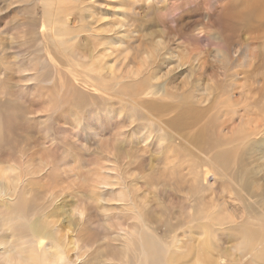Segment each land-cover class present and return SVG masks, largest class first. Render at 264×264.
<instances>
[{"label":"rangeland","instance_id":"obj_1","mask_svg":"<svg viewBox=\"0 0 264 264\" xmlns=\"http://www.w3.org/2000/svg\"><path fill=\"white\" fill-rule=\"evenodd\" d=\"M258 1L0 0V187L32 207L1 193V242L36 222L75 264H129L139 236L159 264H263ZM202 129L210 167L188 145Z\"/></svg>","mask_w":264,"mask_h":264},{"label":"bare ground","instance_id":"obj_2","mask_svg":"<svg viewBox=\"0 0 264 264\" xmlns=\"http://www.w3.org/2000/svg\"><path fill=\"white\" fill-rule=\"evenodd\" d=\"M254 3H255L254 5L257 8V10H258V8H263L264 7V1L263 2L258 1V3H256V2H254ZM56 12L57 11L54 10V13H56ZM252 12H253V10H252ZM258 12H259V10H258ZM251 15H252V17H250L251 20H252V18H255V19L257 18L256 15H254V14H251ZM246 20H247V18H246ZM52 31H54V34H55V29L54 30L52 29ZM255 94H257V93H255ZM244 98H246V96ZM229 100H230V98H229ZM144 105H147V104H144ZM153 108L156 110L158 107L153 106ZM149 110L151 111L152 109H149ZM169 123H171V122H169ZM172 125L173 126L175 125L176 127H178V124L176 123V120L175 119L172 120ZM173 126L171 128H173ZM256 127H258V126H256ZM153 131H154V127H153ZM150 134H151V132H150ZM168 136H170V135H168ZM165 137H167V135ZM191 141H192V139H191ZM193 141H194V143H190V140H189L188 145L192 144L193 147H194V151H192V154L194 155L196 153V155H197V156L194 155L196 157V159H197L196 166H198L201 163V166H204L205 165V166H209L210 167V163L212 162V160L216 156V153H213L212 154V158L209 155L212 153L213 148L216 147V146H218L220 144V141L218 139H214L210 135V131H208L206 129H202L201 135H198L196 137V139L193 140ZM219 148H221V147H219ZM185 149L188 150L187 148H185ZM199 149L201 151H203V154H200ZM226 152H229V151H226ZM203 158L205 159L206 164L203 163V161L201 162V160H203ZM204 171L206 172V170H204ZM201 174L202 173H197V176H196L197 181H198V178L201 176ZM246 192L247 193H250L248 191H246ZM1 193H4V196L8 198L7 201H6V199L4 200V201H6L5 207H8L9 206V207H11L10 209H13V207L15 205L17 206V208L20 206V202L17 200V198H15L14 196H12L9 193H7L6 191H4L2 189V187H0V196H1ZM248 206L252 210V206L253 205L250 204ZM26 210H32V207L29 206V205H26V203H23L19 207L18 212L14 213V214L19 215V213L21 211H25L26 212ZM8 212H10V210H8ZM204 212H205V220L208 222L207 225L211 226V227L205 228L206 230H214V228L216 226H224V227L227 226L226 223L224 222L225 221L224 219H223L224 220L223 221L220 218L214 217L207 210H205ZM81 216H83V213H82ZM213 219H216V221L214 222ZM210 221H213V223L211 224ZM14 222L15 221L8 222L9 225H10V229L13 228ZM35 223L32 222L31 225H29V224L26 225V229L29 228V226H30V228H31L30 232H32V236L26 235L23 239L21 238V239L17 240L18 242H16V243L13 242L11 245H8L6 243H3L0 240V264H75L71 260V258L68 256L67 251H65L66 250L67 243H66V245L62 244V242H61V240H62L61 238L62 237H58V236L57 237H48L46 239H48L49 241H52V242H50V243H44V242H42L41 241L42 237H46V236H41L37 232V230H35ZM233 227L235 229H237V230L239 228V227L235 226L234 223H232L230 225V228H233ZM40 229H42V228H40ZM55 230H56V228H55ZM216 231L218 232L219 229H217ZM237 234H240V233L238 232ZM120 235H121V237H123L122 234H120ZM246 241H247L246 239H242L243 245L245 244L244 246H246V243H245ZM78 243H79L78 242V239L75 238V240H74V238H73L71 244H73V247L75 249L79 248V244ZM125 245H126L125 248H131V247H134L135 246L134 249L137 250L138 253L141 256V258L138 259V256L137 255H132V258L130 259L129 264H159L158 262L161 260L162 255H160L158 258L156 257V246L157 245L154 242V237L139 236L137 238V240H128L125 243ZM253 248H254L253 251H255L254 253H257V254L260 253L259 256L255 255V257H258V259H260L261 261H264V243H262V244H256V246L254 245ZM89 249H91V248H89ZM82 251L83 250H81V252ZM87 253H90V252H87ZM249 253H251V251ZM90 255L85 256V254H83L81 256H78L77 259H80L81 260V263L80 264H85L86 263L85 262L86 259L84 257L89 258ZM196 259H198V257H196ZM103 264H108V263L107 262H103ZM211 264H216V263L211 262Z\"/></svg>","mask_w":264,"mask_h":264}]
</instances>
